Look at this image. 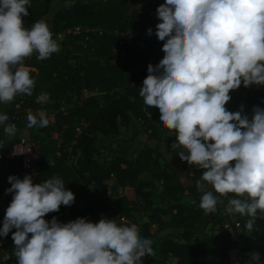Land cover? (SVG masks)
I'll use <instances>...</instances> for the list:
<instances>
[{
  "label": "clouds",
  "instance_id": "9594fccd",
  "mask_svg": "<svg viewBox=\"0 0 264 264\" xmlns=\"http://www.w3.org/2000/svg\"><path fill=\"white\" fill-rule=\"evenodd\" d=\"M30 6L31 0H0V103L33 95L36 80L26 58L38 53L44 60L60 50L46 21L25 27ZM156 11L155 35L164 41L165 55L148 65L139 95L175 132L171 147L183 149L180 159L205 170L195 181L203 193L200 208L215 213L227 200L226 211L248 217L246 228L252 231L257 219H264V108L254 106L250 119L243 106L233 112L226 104L242 83L264 85V0H165ZM46 99L42 93L37 102ZM7 121L0 114V126L11 137L16 125ZM27 121L29 128L50 123L44 112H29ZM8 180L6 192L13 196L0 236L12 233L18 264H143L142 258L155 256L153 242L135 224L107 217L47 220L75 202L61 178L35 183L26 174ZM206 184L218 195L205 190ZM251 259L260 264L259 255Z\"/></svg>",
  "mask_w": 264,
  "mask_h": 264
},
{
  "label": "trees",
  "instance_id": "16d2710c",
  "mask_svg": "<svg viewBox=\"0 0 264 264\" xmlns=\"http://www.w3.org/2000/svg\"><path fill=\"white\" fill-rule=\"evenodd\" d=\"M53 1L31 0L29 15L24 17L25 27L31 28L36 21L44 20L52 33L77 27L81 31L66 35L62 48L50 58L40 60L33 56L26 60L25 65L32 68L30 74L36 80L32 96L19 95L12 103H0V114L8 116L7 124L26 127L29 135L40 140L41 182L59 177L75 193L71 206L62 205L46 219L51 221L55 216L61 222H68L86 217L97 212L96 202H99L101 217L95 222L102 217L116 220V214L123 213L139 225L144 238L154 237L152 227L156 228L158 236L152 244L155 256L142 258L143 264H169L172 259L174 264H230V252L234 250L242 255L244 264H256L251 259L253 253L264 264V219L258 218L254 229L249 231L248 217L218 210L212 218L216 228L200 232L205 212L199 206L203 193L197 190L195 181L205 170L180 159L178 152L183 149L171 147L175 132L161 123L159 109L147 107L139 95L149 74L148 65L159 64L165 55L164 41L155 35L156 10L165 0H63L64 4L51 13ZM132 3L140 8L130 12ZM149 28L152 35H148ZM115 60H120L121 66ZM84 90L101 94V101L96 95L83 97ZM42 93L50 96L49 102H37ZM229 95L231 100L226 108L235 112L243 106L250 119L254 106L264 108V89L255 84L245 87L242 83ZM20 102L21 108H17ZM26 108L52 109L54 120L47 116L50 119L47 127L29 128ZM131 124H136L138 133L147 136L146 141H141L143 147L138 155L131 156L130 148L121 146L115 157L100 160L99 141L119 135L122 127ZM53 132L60 135L58 150L45 145ZM17 140L3 136L0 130V167L7 166L9 176L17 174L1 153L11 150ZM56 151L60 156L52 164L51 160L58 158ZM169 153L175 159L169 158ZM72 157H76L73 172L66 168V161ZM1 178L0 194L11 201L13 194L6 192L11 184L8 178ZM109 180H114V188H125L127 194L115 200L104 199ZM159 182L161 202L155 206L153 196ZM85 186L96 190L88 191ZM205 190L214 192L208 184ZM134 212H145L148 221L137 223ZM5 213L6 210L0 209V228ZM228 214L241 225V236L245 238L242 246L232 228L225 224ZM232 224L237 229L235 222ZM11 238L10 232L7 237L0 236V242Z\"/></svg>",
  "mask_w": 264,
  "mask_h": 264
},
{
  "label": "rangeland",
  "instance_id": "374dc122",
  "mask_svg": "<svg viewBox=\"0 0 264 264\" xmlns=\"http://www.w3.org/2000/svg\"><path fill=\"white\" fill-rule=\"evenodd\" d=\"M63 4H64L63 0H54L53 10H51L52 11L51 13H53L56 9L61 7ZM135 8H140V6L136 3H132L131 8H130V12H132ZM159 22H160L159 19H157V24ZM77 33H79V31H77ZM68 34H70V33L62 34L63 36H57V38L55 39L58 42V44L60 45V49L62 48V43L66 38L65 36ZM76 54L79 55L80 52H77ZM115 62H117L119 66H121V64H122L120 62V60H115ZM95 95L101 101V94L96 93ZM83 97H86V96L83 95ZM26 109H27V114L29 112H32L33 114H35L37 112H44L51 119V121L54 120V114H53L52 109H48V110H44L43 108H26ZM0 130L2 131L3 136H6V137L11 138V139L19 138L20 136L29 134L26 127L16 128L15 134L11 137L4 133L2 126H0ZM59 138H60V135L57 132H53L51 138L46 140L45 145L51 146L52 149H54V150H58L59 145H58L57 141ZM146 140H147L146 134L138 133V127L136 124H131L129 127H122L121 133L119 135L110 136L107 138H102L99 141V143H98V147H99L98 157L100 160H106V159L113 158L118 154V152L121 149V146L129 147L131 156L136 157L138 155L139 151L143 147V143L141 141H146ZM56 154H57L58 158L51 160L52 164H56L58 162L60 152L56 151ZM168 157L175 159V156L173 153H169ZM75 163H76V157H72V158L68 159L66 161V166H67L66 168L72 169V172H73L75 169ZM1 177H3V178L9 177V171H8L7 166L0 167V179H2ZM143 178H145V176H143ZM41 180H42V178L37 177L34 182L40 183ZM108 183L112 184L113 181L109 180ZM85 189L88 191L89 190L90 191L96 190L93 186H90V187L85 186ZM161 191H162V184L159 182V183H157V190L155 191L154 196H153L155 206L159 205V203L161 202L160 201V192ZM117 194L119 196L127 194L126 189L119 187L117 190ZM0 195H3V194L1 193ZM226 204H227V200H225L224 205L218 206V210L227 212L226 211ZM133 214L135 216L136 222L139 224H143V223L148 221L145 212H134ZM213 214L214 213L205 214L204 218L200 222V229H199L200 232H211L213 229L216 228V225L214 224V222L212 220ZM233 221H234V219L230 215H226L225 224L232 228L233 234L235 235L236 239L241 244H244L245 238L241 236L240 229H234L233 228V224H232ZM152 233L155 236L150 237L148 239H150L154 243L156 241V236H158V233H157L155 227H152ZM0 260H1V264H15V260L12 262H7V261H4L3 258H1V257H0ZM174 263H175L174 259L169 261V264H174Z\"/></svg>",
  "mask_w": 264,
  "mask_h": 264
},
{
  "label": "built area",
  "instance_id": "2783aa9c",
  "mask_svg": "<svg viewBox=\"0 0 264 264\" xmlns=\"http://www.w3.org/2000/svg\"><path fill=\"white\" fill-rule=\"evenodd\" d=\"M81 29H82L81 27L71 28V29L65 30L62 33H58V34L53 33V35L55 36V38H57V36H63L62 34L77 33V31L80 32ZM87 39H89V37H87ZM121 45H122V42L120 43V46ZM123 54H124V52L121 53V55H123ZM33 56L38 57V53H33V55L31 57H33ZM27 59H29V58H26L24 63L26 62ZM27 67L29 68V70L32 69L29 66H27ZM96 93L97 92L84 90L83 95H85L87 97V96L95 95ZM46 97H47V99L44 102H49L50 96L48 94H46ZM22 102L17 104V108H21ZM66 108H67V106L63 107L64 112H66ZM17 119H19V117H17ZM13 150H15V152L17 154L14 155ZM1 155L15 169V172H16L18 177L23 178L26 174H31L33 176L34 181L38 177L40 170H41V159H42L40 140L33 138L29 134L20 136L18 138V140L13 144L12 149L9 150L8 152L1 153ZM112 181H113L112 184L108 183L109 187L107 189V192H106L104 199L109 198L110 200H115L119 196L117 194L118 189L114 188V186H115L114 180H112ZM0 184L2 185V182H0ZM96 204H97V208H96L97 212L95 214L88 213L86 215V218L89 219L90 221H93V222H95V220L98 217H101V211H100L101 208L99 206V202H96ZM111 207L113 208V206H111ZM115 218H116L117 223H119V224H124V225L134 224L123 213L122 214H116ZM232 218L234 219L233 222H235L237 229H240V231H241V225L237 221V218L236 217H232ZM135 225L137 227H139V225H137V224H135ZM247 234L249 235V233H247ZM242 245L243 244H241L239 242V246H242ZM0 256H1V258H3L4 261L12 262L15 260L18 263L17 257L15 255V250L9 249L4 241L0 242ZM230 256H231L230 257V260H231L230 264H244L243 257L237 250L231 251Z\"/></svg>",
  "mask_w": 264,
  "mask_h": 264
},
{
  "label": "crops",
  "instance_id": "0c3cea01",
  "mask_svg": "<svg viewBox=\"0 0 264 264\" xmlns=\"http://www.w3.org/2000/svg\"><path fill=\"white\" fill-rule=\"evenodd\" d=\"M53 3H54V1H53ZM258 88L259 89H264V85L258 86ZM10 203H11V201L6 195H0V209L6 210ZM4 242H5V244L7 245V247L9 249L15 250V245H14V242H13L12 238L7 240V241H4ZM0 264H1V260H0Z\"/></svg>",
  "mask_w": 264,
  "mask_h": 264
}]
</instances>
